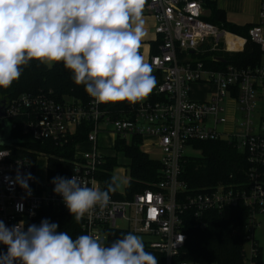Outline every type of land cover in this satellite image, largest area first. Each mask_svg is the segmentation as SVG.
<instances>
[{
    "label": "built area",
    "instance_id": "built-area-1",
    "mask_svg": "<svg viewBox=\"0 0 264 264\" xmlns=\"http://www.w3.org/2000/svg\"><path fill=\"white\" fill-rule=\"evenodd\" d=\"M216 1L146 0L143 16L154 18L157 37V53L152 54L151 45L146 62L160 79L148 99L133 104L123 119H113L90 96L87 105L74 99L60 103L44 92L8 98L0 88V137L7 126L10 138L21 144L52 142L62 148L82 125H92L87 140L74 148L73 170L66 178L74 175L89 187L106 189L98 175L109 158L122 157L114 149L117 140L138 138L143 151L154 147L162 157L158 183L131 200H117L111 195L106 208L97 207L82 219L83 235H94L105 245L109 230L131 232L146 237L150 248L164 256L165 264H195L178 260L187 241L186 222L193 221L196 228L204 229L210 213L227 217L246 208L244 246L249 242L251 253L247 258L244 251L243 264H264L255 239L258 216L264 215V117L255 122L257 101L264 97V0L260 1L259 22L249 31L263 55L261 65L253 68L235 67L223 57H211V61L223 64L219 68L203 61L208 53L243 52L247 42L203 20L206 6ZM229 37L242 40V47L230 49ZM140 54L145 55L142 47ZM195 85L213 86L215 92L208 100H195ZM103 137L112 140V148L100 146ZM218 140H227L248 154L249 170L242 173L244 179L239 182L192 191L180 179L184 162L192 158L185 150L199 152L197 143ZM21 144L0 147V154L5 155L0 158V220L9 228L24 221L26 230L42 209L67 207L54 193V186L48 181L43 185L37 182L38 160L48 155L38 154L34 161L20 155ZM18 172L32 174L34 179L28 181L31 195L10 183ZM18 204L23 205L22 211L17 210ZM119 220L126 229L117 227Z\"/></svg>",
    "mask_w": 264,
    "mask_h": 264
},
{
    "label": "clouds",
    "instance_id": "clouds-1",
    "mask_svg": "<svg viewBox=\"0 0 264 264\" xmlns=\"http://www.w3.org/2000/svg\"><path fill=\"white\" fill-rule=\"evenodd\" d=\"M146 0H0V88H9L33 60L49 68L62 62L74 83L99 104L145 99L156 86L153 66L140 54L147 35ZM5 155L0 154V158ZM32 174L17 173L10 183L31 195ZM75 222L103 210L121 183L113 176L106 189L78 177H54ZM18 211L23 205L18 204ZM48 219L25 230L24 221L7 227L0 220V264H158L142 237L131 232L105 246L87 234L73 239Z\"/></svg>",
    "mask_w": 264,
    "mask_h": 264
},
{
    "label": "trees",
    "instance_id": "trees-1",
    "mask_svg": "<svg viewBox=\"0 0 264 264\" xmlns=\"http://www.w3.org/2000/svg\"><path fill=\"white\" fill-rule=\"evenodd\" d=\"M208 9L210 16L203 17L204 21L242 37L247 42L243 52L232 54L208 53L202 57L203 61L211 68L223 66L221 63L211 61L213 56L223 57L227 64L238 68H253L261 65L263 55L260 47L252 42L249 36V31L253 26L238 28L231 25L227 22L225 12L218 9L215 2L210 3ZM156 53L157 49L154 44L152 54ZM152 75L156 79V88L159 84L160 75L158 73ZM42 92L51 93L52 97L60 103H64L67 99H74L85 105L90 102V97L85 92L84 86L74 83L72 73L65 69L62 62L55 63L49 68L39 61L33 60L28 66L23 67L22 74L17 81H14L9 88L2 90L3 96L8 98L23 94L36 95ZM132 105L127 101L106 103L101 105V109L108 112L113 119H123L128 115V110ZM91 128V124L82 125L77 134L62 148L52 142L23 143L21 144L23 152L20 155L29 156L34 161L38 154L48 155L47 181L54 186L51 183L54 177L66 178L71 174L74 148L77 144L87 140ZM141 143L140 139L133 138L130 142L117 140L114 146L117 155H122L129 160L131 178L125 194H119L118 191L111 194L117 200H131L135 194L153 187L160 181V161L150 158L141 149ZM196 148L201 156L187 159L184 162L180 177L192 191L222 183L239 182L244 179L242 173L250 168L248 154L240 152L227 140L199 142L196 144ZM30 154L34 156L31 157ZM116 168H118L117 157L109 158L101 167L98 179L104 183L105 188L113 177ZM248 212V209L240 208L232 211L227 217L215 212L210 213L206 220L207 226L204 229H198L193 221H187L185 226L187 241L178 260L195 264H243L245 243L243 229ZM44 219L57 223L59 225L58 231L67 232L73 239L83 235L82 223L75 222L67 208H44L27 227L31 224L39 225ZM128 233L127 231L109 230L105 246H110L114 241L123 238ZM143 242L145 250L157 257L158 264H165L164 256L151 249L145 241ZM6 251L7 247L3 244L0 245V253H6ZM260 252L262 257V248Z\"/></svg>",
    "mask_w": 264,
    "mask_h": 264
},
{
    "label": "rangeland",
    "instance_id": "rangeland-1",
    "mask_svg": "<svg viewBox=\"0 0 264 264\" xmlns=\"http://www.w3.org/2000/svg\"><path fill=\"white\" fill-rule=\"evenodd\" d=\"M204 12H205L204 17L210 16L209 10H206ZM258 15H259V12H258ZM145 16H148V15H145ZM222 45H223V42H222ZM148 96L140 102L146 101L148 99ZM257 103H258V110H257L255 122H258V120L260 118L262 119L264 117V97H261L260 99H258ZM111 129H112V127L109 128V130H111ZM99 144L103 148H112V146H113L112 140L108 137L101 138L99 141ZM106 151L108 153H112L111 149H107ZM144 152H147V154L150 156V158H152L154 160L161 161V159H162L159 152L154 147L144 149ZM185 155L190 156L192 158H199L201 156L200 152H197L191 148H187L185 150ZM47 161H48V156L41 157L38 160L37 182L39 184H42V185L45 184L47 181V173H48L47 172L48 171V169H47L48 162ZM129 164H130V162L128 159H126L125 157H120V158H118V168L116 170H114V172H113V176L117 177L119 182L121 183V187L118 190L121 194H125L126 188H127L128 184L131 180ZM117 227L119 229H126L127 228L126 225L124 224V222L120 221V220L117 221ZM142 239L144 241L147 240L146 237H142ZM255 239L258 242V244L260 245V247L263 249V262H264V215L258 216V227L256 228V231H255ZM244 251H245L246 257L247 258L250 257L251 245L249 244V242L245 244Z\"/></svg>",
    "mask_w": 264,
    "mask_h": 264
},
{
    "label": "crops",
    "instance_id": "crops-1",
    "mask_svg": "<svg viewBox=\"0 0 264 264\" xmlns=\"http://www.w3.org/2000/svg\"><path fill=\"white\" fill-rule=\"evenodd\" d=\"M260 1L261 0H217L215 3L218 9L225 12L228 23L238 28H245L247 26H255L256 24H258ZM206 10H209L208 6L205 8V11ZM143 18L145 20V30L147 32V35L144 37L141 47L144 48V58L146 61L147 53L149 52L151 45L153 46L157 37L155 36L154 18L150 15L143 16ZM214 92L215 88L213 86L195 85L192 88V97L195 100L204 101L208 100ZM119 194L121 193L119 192Z\"/></svg>",
    "mask_w": 264,
    "mask_h": 264
},
{
    "label": "water",
    "instance_id": "water-1",
    "mask_svg": "<svg viewBox=\"0 0 264 264\" xmlns=\"http://www.w3.org/2000/svg\"><path fill=\"white\" fill-rule=\"evenodd\" d=\"M222 61V60H220ZM22 142L14 141L10 138V129L5 126L2 135L0 137V147H10L12 145H20Z\"/></svg>",
    "mask_w": 264,
    "mask_h": 264
},
{
    "label": "bare ground",
    "instance_id": "bare-ground-1",
    "mask_svg": "<svg viewBox=\"0 0 264 264\" xmlns=\"http://www.w3.org/2000/svg\"><path fill=\"white\" fill-rule=\"evenodd\" d=\"M228 40H229L230 49L233 50L240 49L243 45L242 40H234L232 37H229Z\"/></svg>",
    "mask_w": 264,
    "mask_h": 264
}]
</instances>
